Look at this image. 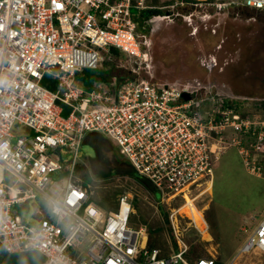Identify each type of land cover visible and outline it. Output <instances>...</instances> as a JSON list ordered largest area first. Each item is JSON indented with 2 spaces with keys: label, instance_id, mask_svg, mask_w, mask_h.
I'll return each instance as SVG.
<instances>
[{
  "label": "built area",
  "instance_id": "obj_1",
  "mask_svg": "<svg viewBox=\"0 0 264 264\" xmlns=\"http://www.w3.org/2000/svg\"><path fill=\"white\" fill-rule=\"evenodd\" d=\"M206 4L264 12V0ZM197 5L176 0L163 15L191 20ZM160 8L152 0H0V245L6 252L36 251L44 257L40 264H218L212 255L189 262L184 225L199 234L208 225L201 211L199 229L180 209L192 186L199 196L202 184L212 183V162L229 147L249 174L260 176L264 118L241 116L200 82L158 84L147 77L150 38L134 16ZM116 50L132 74L124 80L106 78L105 63ZM85 69L102 70L103 79L82 85L76 76ZM88 134L108 137L166 201L182 243L176 251L147 246V228L129 223L134 209L127 193L114 209L91 199L73 175ZM196 198L189 200L195 208ZM24 208L30 218L21 215ZM254 249L264 250V217L237 256L222 264H236Z\"/></svg>",
  "mask_w": 264,
  "mask_h": 264
},
{
  "label": "rangeland",
  "instance_id": "obj_2",
  "mask_svg": "<svg viewBox=\"0 0 264 264\" xmlns=\"http://www.w3.org/2000/svg\"><path fill=\"white\" fill-rule=\"evenodd\" d=\"M175 1L152 0L161 7L162 13L150 12L146 16L153 56L147 77L158 84L200 82L206 87L205 91L240 103L244 113L260 114L254 104L264 100V12L229 10L225 11L229 13L219 14L211 9L207 11L209 16L205 14L206 9H201L195 13V19H191L192 25H188L182 18L164 17L163 13L169 11L168 5ZM125 60L126 56L116 50L105 63L106 78L117 75L124 80L125 76H132L126 71ZM91 135H87L81 147L73 175L83 182L85 175L90 174L88 184L98 201L105 200L104 208H116L117 196L127 193L134 209L129 223L138 227L144 220L149 233L147 245L160 248L163 254L176 251L178 243H182H177L167 222L166 201L155 198V194L128 175L132 168L121 157H115L116 149H111L107 139ZM212 171V183L202 184L204 193L198 196L192 186L185 195L187 199L197 196L195 206L203 213L208 225L206 231L211 236L206 240L203 237L205 230L199 234L193 227L184 225L182 233L188 246L189 262L198 256L211 255L220 262L229 261L264 215V154L260 176L250 175L245 170L234 147L213 160ZM20 213L24 218H30L31 209L24 208ZM236 264H264V250L247 252L236 260Z\"/></svg>",
  "mask_w": 264,
  "mask_h": 264
},
{
  "label": "trees",
  "instance_id": "obj_3",
  "mask_svg": "<svg viewBox=\"0 0 264 264\" xmlns=\"http://www.w3.org/2000/svg\"><path fill=\"white\" fill-rule=\"evenodd\" d=\"M150 12L151 13L152 12L155 13V12H159V11L151 9V10H145V11H143L142 14L140 13L139 15H135L134 14L135 15L134 17L140 18V19L137 20L139 25H141L144 22V18L148 14H150ZM76 78H77V81L79 83H81L82 85H84L86 87L87 86L88 87H92V84H93L94 81H96L97 79H103L102 70L85 69L81 73H78ZM224 101H225V104L227 106H230V107L240 111L242 115H244V116L249 115V114L244 113L241 110L242 105L240 103L234 102L233 100H230L228 98H225ZM254 106H255L254 109L257 110L260 113V114H255V115H257V116L260 115L261 117L264 116V100H261V101L255 103ZM66 112H67V110H64L63 114H66ZM94 135L95 134H92L91 136H94ZM96 135L99 136L100 138L105 139V137L103 135H101V134H96ZM112 147L114 148L115 146H112ZM115 149H116V147H115ZM113 153H114L116 158H120L121 157L122 159H124L122 157V155L118 152L117 149ZM85 157H84L85 158L84 160L87 159V156H85ZM123 161H125V159ZM82 167H83V163L78 167V169L79 168L81 169ZM130 171H131V174L128 172L129 173L128 175H130V176L134 177L135 179H137L143 185V187L145 189L150 191L153 195L155 194V198L157 196V199L158 198L160 199V195H159L158 191L154 189L153 185H151V183L147 179H145L142 176L137 175L136 172L133 171V169L130 170ZM84 178L85 179L83 181V184H86V183H88L91 180L90 174L89 175L86 174ZM101 195H102V197L107 199L103 193ZM103 201H105V200L100 199V201L98 203L103 206ZM161 206L164 208L163 204H161ZM163 208H162V210L164 211ZM167 222H168V220H167ZM142 224H144V220H143ZM148 246L150 248L153 247V246H150V245H148ZM187 256H188V254H187ZM43 260H44V257L40 253H38L36 251L19 252V253H8L0 245V264H40ZM217 263H219V262H217Z\"/></svg>",
  "mask_w": 264,
  "mask_h": 264
},
{
  "label": "clouds",
  "instance_id": "obj_4",
  "mask_svg": "<svg viewBox=\"0 0 264 264\" xmlns=\"http://www.w3.org/2000/svg\"><path fill=\"white\" fill-rule=\"evenodd\" d=\"M187 1H189V2H193V3H201L202 5H197V6H194V7H191V13H192V19H195V13L196 12H199L201 9H206V12H205V14H208L209 15V13H207V11H209V10H211V9H213L214 11L213 12H215V13H220V12H225V11H229V10H234V11H241V10H250V9H247V8H239V9H228V10H221V11H217L213 6H211V5H208V4H206V3H209V2H211V0H187ZM202 6H204V7H202ZM155 10H157V9H155ZM161 10V9H160ZM160 10H158L159 12H155V13H153V14H159V13H162V11H160ZM250 11H252V10H250ZM261 12V11H260ZM239 13V12H238ZM210 16V15H209ZM177 17H179V18H182L188 25H192V21L191 20H187V19H185V18H183L182 16H177ZM136 18V17H135ZM138 19H140V18H136V20H138ZM146 21V22H145ZM145 22V23H144ZM144 22L142 23V24H145V25H147L146 23L148 22L147 21V19H146V17L144 18ZM141 24V25H142ZM144 31L145 32H147V35L149 34V31H147V27L145 26V28H144ZM232 108V107H231ZM233 110H235L236 112H239L240 113V115L241 116H244V115H242L241 114V112L240 111H238V110H236V109H234V108H232ZM247 116H249V117H252V118H264V116H257V115H247ZM105 137V136H104ZM105 139H107L109 142H110V144H111V148H112V143H111V141H110V139L108 138V137H105ZM85 140H86V138H85ZM114 154V153H113ZM122 157L125 159V161H126V163H128V165L133 169V171H135L136 172V170L130 165V163H129V161H127V159L122 155ZM136 174H137V172H136ZM138 175V174H137ZM251 175V174H250ZM140 176V175H139ZM254 176V175H253ZM143 177V176H142ZM145 178V177H144ZM146 179V178H145ZM148 180V179H147ZM149 181V180H148ZM150 182V181H149ZM151 183V182H150ZM82 184H83V182H82ZM151 185H153L152 183H151ZM83 186H85V187H88V189H89V191H91L92 193H91V199H93L94 201H95V203L96 204H98L100 207H102V205H100L98 202V199H96L95 197H94V195H93V190L90 188V185L88 184V183H86V184H83ZM154 187V186H153ZM155 189V188H154ZM119 196V195H118ZM118 196H117V198H118ZM132 200V199H131ZM263 217H264V215H263ZM262 217V218H263ZM261 218V219H262ZM260 219V220H261ZM260 220H258L257 222H256V224H255V226L258 224V222L260 221ZM140 225H144V224H140ZM145 226V225H144ZM146 227V226H145ZM147 228V227H146ZM255 228V227H254ZM252 232V231H251ZM250 232V233H251ZM249 233V234H250ZM249 234H247V236L249 235ZM148 235H149V233H148ZM247 238V237H246ZM148 240V239H147ZM148 246V245H147ZM149 247V246H148ZM150 248V247H149ZM152 248H154V247H152ZM156 248H158V247H156ZM199 257V256H198ZM204 257H209V256H204ZM187 258H188V256H187ZM217 262H219L218 264H222V263H225V262H220L219 260H217Z\"/></svg>",
  "mask_w": 264,
  "mask_h": 264
},
{
  "label": "bare ground",
  "instance_id": "obj_5",
  "mask_svg": "<svg viewBox=\"0 0 264 264\" xmlns=\"http://www.w3.org/2000/svg\"><path fill=\"white\" fill-rule=\"evenodd\" d=\"M212 185V184H211ZM210 189V187L208 186V190ZM207 192V191H206ZM190 199L188 198V203L184 204L180 211H187L188 215L192 216L196 222V225L198 226L199 229H202L204 226H203V222L201 220V212L198 211L192 204L191 201H189ZM203 237L206 239V240H210V235L209 233L205 230L203 232ZM203 238V239H204Z\"/></svg>",
  "mask_w": 264,
  "mask_h": 264
},
{
  "label": "water",
  "instance_id": "obj_6",
  "mask_svg": "<svg viewBox=\"0 0 264 264\" xmlns=\"http://www.w3.org/2000/svg\"><path fill=\"white\" fill-rule=\"evenodd\" d=\"M189 97H190V96H188V95H185V96H184L185 99H188Z\"/></svg>",
  "mask_w": 264,
  "mask_h": 264
},
{
  "label": "flooded vegetation",
  "instance_id": "obj_7",
  "mask_svg": "<svg viewBox=\"0 0 264 264\" xmlns=\"http://www.w3.org/2000/svg\"><path fill=\"white\" fill-rule=\"evenodd\" d=\"M220 13H221V12H220ZM220 13H219V14H220ZM222 13H223V12H222ZM225 13H229V12H225ZM149 35H150V30H149V34H148V36H149ZM149 37H150V36H149Z\"/></svg>",
  "mask_w": 264,
  "mask_h": 264
},
{
  "label": "crops",
  "instance_id": "obj_8",
  "mask_svg": "<svg viewBox=\"0 0 264 264\" xmlns=\"http://www.w3.org/2000/svg\"><path fill=\"white\" fill-rule=\"evenodd\" d=\"M9 253V252H8Z\"/></svg>",
  "mask_w": 264,
  "mask_h": 264
}]
</instances>
